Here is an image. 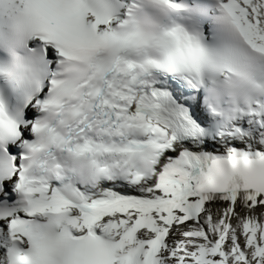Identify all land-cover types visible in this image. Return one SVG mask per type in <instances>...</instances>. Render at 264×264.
I'll list each match as a JSON object with an SVG mask.
<instances>
[{"label": "snow or ice", "instance_id": "snow-or-ice-1", "mask_svg": "<svg viewBox=\"0 0 264 264\" xmlns=\"http://www.w3.org/2000/svg\"><path fill=\"white\" fill-rule=\"evenodd\" d=\"M0 264H264V0H0Z\"/></svg>", "mask_w": 264, "mask_h": 264}]
</instances>
